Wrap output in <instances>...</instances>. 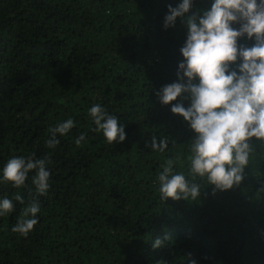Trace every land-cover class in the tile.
I'll list each match as a JSON object with an SVG mask.
<instances>
[{
	"label": "trees",
	"instance_id": "obj_1",
	"mask_svg": "<svg viewBox=\"0 0 264 264\" xmlns=\"http://www.w3.org/2000/svg\"><path fill=\"white\" fill-rule=\"evenodd\" d=\"M213 2L193 0L192 10ZM180 3L0 0V200L15 205L0 216V264H264V145L252 142L239 185L214 191L190 171L194 133L171 113L181 98L162 105L156 95L183 60L187 28L179 18L163 27ZM95 104L124 125L123 142L94 131ZM67 119L75 126L49 148V129ZM153 137L167 138L164 152L151 150ZM21 156L49 161L46 195L37 196L32 173L19 189L3 181L7 161ZM167 160L201 185L197 200L161 198ZM33 199L38 223L25 237L12 228Z\"/></svg>",
	"mask_w": 264,
	"mask_h": 264
},
{
	"label": "clouds",
	"instance_id": "obj_2",
	"mask_svg": "<svg viewBox=\"0 0 264 264\" xmlns=\"http://www.w3.org/2000/svg\"><path fill=\"white\" fill-rule=\"evenodd\" d=\"M193 0H182L177 7H168L163 27H174L179 18L187 28L183 57L178 65L176 82L165 85L156 93L162 105H169L178 97L181 102L171 107V113L182 117L194 133L191 144L190 171L215 190H229L239 185L243 170L253 151L252 142L264 145V0H214L210 10L202 13L192 10ZM239 24V29L232 27ZM254 38L251 47L239 46L237 41ZM240 60L238 69L230 70ZM189 100L185 108L183 100ZM95 125L108 144L121 143L126 138L124 125L99 104L89 110ZM67 119L49 129L46 141L49 148L59 144L57 136H64L74 127ZM85 135L77 137V146ZM167 138H151V150L164 152ZM47 159L34 156L13 157L2 171V179L14 188L25 186L32 173V184L37 196L49 190L50 171ZM174 162L167 160L158 176L161 198L195 201L201 185L190 183L183 173H174ZM16 200L23 204V198ZM15 210L11 199L0 200V216ZM38 200L33 199L22 209L12 231L22 236L31 233L38 223ZM167 237L157 238L153 248H159ZM196 264V261H191Z\"/></svg>",
	"mask_w": 264,
	"mask_h": 264
}]
</instances>
